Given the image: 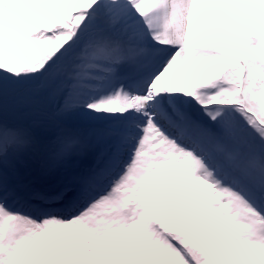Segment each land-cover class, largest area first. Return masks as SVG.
Segmentation results:
<instances>
[{
	"label": "snow or ice",
	"instance_id": "6c2138e0",
	"mask_svg": "<svg viewBox=\"0 0 264 264\" xmlns=\"http://www.w3.org/2000/svg\"><path fill=\"white\" fill-rule=\"evenodd\" d=\"M0 264H264V0H0Z\"/></svg>",
	"mask_w": 264,
	"mask_h": 264
}]
</instances>
